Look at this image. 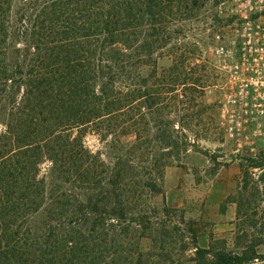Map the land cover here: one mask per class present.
I'll return each instance as SVG.
<instances>
[{"label": "trees", "instance_id": "trees-1", "mask_svg": "<svg viewBox=\"0 0 264 264\" xmlns=\"http://www.w3.org/2000/svg\"><path fill=\"white\" fill-rule=\"evenodd\" d=\"M189 2L197 5V0H0V122L5 128L0 133V264H144L141 239L131 240L122 226L127 220L133 229L144 223L142 210L124 204L130 191L125 179L132 168L129 157L143 143L140 101L152 107L157 95L126 81L133 66L135 79L140 65L156 66L159 50L174 41V21L192 16ZM175 8L184 11L178 15ZM18 11L24 25L26 14L34 12L30 28L24 27L33 52L11 63ZM73 13L78 22L61 20ZM187 53L175 55L167 93L189 79ZM130 129L134 140L124 143ZM86 130L102 141L109 164L101 152L85 147ZM157 133L168 158L194 147L183 127L170 124ZM45 160L50 165L39 176ZM77 177L86 190L83 203L64 204L61 183ZM149 181L140 186L154 191L158 182ZM96 188L105 195L101 205L91 195ZM196 254V264L264 259L254 251L210 255L198 249Z\"/></svg>", "mask_w": 264, "mask_h": 264}, {"label": "rangeland", "instance_id": "rangeland-1", "mask_svg": "<svg viewBox=\"0 0 264 264\" xmlns=\"http://www.w3.org/2000/svg\"><path fill=\"white\" fill-rule=\"evenodd\" d=\"M232 9V0H197L196 6L189 2L192 16L174 21L171 28L174 41L159 50L156 66H150L152 63L148 61L140 65L137 79L133 66L126 81L127 86L136 83L141 86V92L153 89L157 95V103L152 107L143 99L140 101L143 143L140 152L129 157L132 168L125 179L130 183V191L124 204L134 212L142 210L144 223L133 229L127 220L122 226L127 227L131 240L141 239L144 264H196L198 249L207 250L210 255L219 251L238 255L254 251L264 256V156L236 158L234 146L219 127V92L213 87L215 82H211L203 59L207 58V47L214 34L234 35ZM182 11L174 9L178 15ZM13 16L18 26L12 32L15 43L9 48L11 63L18 58H30L33 49L27 48L30 34L24 27L30 28V22L35 19L30 11L24 17V25L19 22V11ZM78 16L77 13L64 15L61 20L66 18L69 22L72 18L78 22ZM184 50L188 51L185 65L189 79L185 84H175L173 91L167 93L164 85L169 74L175 75V55ZM0 119H4L2 111ZM170 124L175 129L183 127L194 147L185 154L168 158L157 129ZM4 129L0 122V133ZM134 136L130 129L122 140L130 143ZM82 141L92 154L101 152V160L109 164L106 148L96 133L86 130ZM49 165L47 160L40 165L39 176L46 173ZM150 178L158 182L154 191L140 186L150 182ZM80 181L77 177L61 183L66 195L64 204L83 203L86 190ZM98 191L94 189L91 195L101 205L106 199ZM36 221L43 222L41 218ZM246 264H264V259L259 257Z\"/></svg>", "mask_w": 264, "mask_h": 264}, {"label": "built area", "instance_id": "built-area-1", "mask_svg": "<svg viewBox=\"0 0 264 264\" xmlns=\"http://www.w3.org/2000/svg\"><path fill=\"white\" fill-rule=\"evenodd\" d=\"M234 35L216 33L206 70L219 92L217 118L236 158L264 156V0H232Z\"/></svg>", "mask_w": 264, "mask_h": 264}]
</instances>
